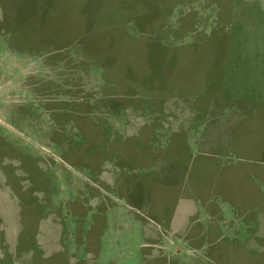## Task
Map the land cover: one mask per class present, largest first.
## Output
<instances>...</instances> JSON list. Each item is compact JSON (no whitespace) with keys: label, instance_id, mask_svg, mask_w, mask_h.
Returning <instances> with one entry per match:
<instances>
[{"label":"rangeland","instance_id":"obj_1","mask_svg":"<svg viewBox=\"0 0 264 264\" xmlns=\"http://www.w3.org/2000/svg\"><path fill=\"white\" fill-rule=\"evenodd\" d=\"M0 264H264V0H0Z\"/></svg>","mask_w":264,"mask_h":264}]
</instances>
